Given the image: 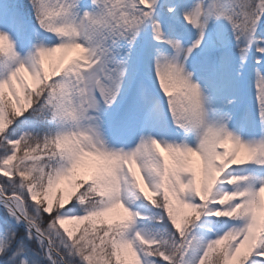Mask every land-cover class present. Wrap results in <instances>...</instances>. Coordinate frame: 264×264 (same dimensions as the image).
<instances>
[{"label": "snow or ice", "instance_id": "1", "mask_svg": "<svg viewBox=\"0 0 264 264\" xmlns=\"http://www.w3.org/2000/svg\"><path fill=\"white\" fill-rule=\"evenodd\" d=\"M28 5L38 29L52 34L55 42L45 45L37 34L34 50L21 57L9 29L14 28L17 36L23 31L24 5L16 6L6 18L0 14V205L6 213L0 216L3 264H30L25 258V240L32 242L33 256L42 257L46 264H264V231L255 230L264 175L239 176L230 171L247 164L264 168V73L254 69L260 138L245 140L224 124V117L209 110L211 94L200 84L202 77H194L186 66L198 51L207 67L226 71L228 42L223 25L216 23L220 20L231 29L241 64L253 46L261 54L255 60L260 64L264 40L257 37V30L264 24V0H195L191 7H181L182 20L196 32L187 46L163 31L156 16L157 0H28ZM167 11L175 15L176 6ZM60 26L68 27L70 34L50 31ZM149 28L154 44L138 43L140 34ZM55 44H76L84 51L75 48L59 71L51 73L48 62L37 61L40 52ZM149 58L150 78L161 91L173 124L185 134L196 135L199 152L223 157L221 141L225 139L256 149L250 160L239 156L214 160L220 171L206 198L200 196L199 155L193 154L186 166L169 170L154 160L156 171L141 159L152 151V140L182 150L189 147L187 143L158 139L151 131L141 132L127 150L111 146L106 139L104 116L114 105L119 107L122 92L131 94V102L119 116L125 127H151L155 114L162 111L159 101L150 102L143 80L129 75L130 62L138 70ZM164 69L190 73L185 78L197 82L207 95L203 109H194L190 120L181 119L170 107V97L160 87ZM34 75L38 76L35 84ZM20 98L24 105L18 103ZM97 113L103 115L102 125L91 123ZM73 136L86 153L137 158L147 194L133 187L131 176L122 168L116 173L118 192L111 197L100 195L93 184L100 161L95 155L71 152L63 142ZM166 189L174 192L175 199ZM224 193L234 195L222 204ZM139 200L157 211L142 215L133 209ZM117 201L119 206L113 207ZM221 218L227 230L213 233L207 225ZM18 226H23V233ZM201 228L212 235L205 237ZM253 235L251 243H246ZM31 264L40 261L33 259Z\"/></svg>", "mask_w": 264, "mask_h": 264}, {"label": "rangeland", "instance_id": "2", "mask_svg": "<svg viewBox=\"0 0 264 264\" xmlns=\"http://www.w3.org/2000/svg\"><path fill=\"white\" fill-rule=\"evenodd\" d=\"M83 2V0H82ZM207 2V0H206ZM195 3V0H157L156 16L160 20L163 31L172 37H176L182 40L185 46L190 44L192 40L196 38L195 30L188 24H186L180 15L181 7H191ZM16 6V2L10 0H0V14L6 18ZM176 6L175 15L169 14L167 9L169 7ZM24 11V29L17 36L14 28L9 29L10 35L16 40V47L21 57L26 56L30 51H33V46L39 41L48 45L55 42V37L50 33L42 32L38 29L35 18L32 15L31 7L28 6ZM218 25H223V35L228 42V64L225 72L219 70H213L207 67L204 63L203 57L199 55L198 51L194 52L193 56L187 62V68L189 71L194 72V77H202L200 84L205 88L206 94H211L213 100V106L220 107L223 102L236 98V103L228 105L225 109L232 112L233 118L228 122L227 127L235 134L241 136L242 139L252 140L260 138V121L258 116L257 102L255 99V72L254 69H259L261 73H264V59H261L260 64H256L255 60L261 57V54L256 52L255 46L249 49L246 60L241 64L238 49L236 43L233 40H229L227 37L226 23L223 20L216 22ZM7 27V23L3 25ZM257 37L264 40V26L257 31ZM144 43L145 45L154 44L151 39L150 28L140 34L138 37V43ZM158 47H164L157 45ZM264 46V44H261ZM167 50V49H165ZM75 52H70L68 56L74 55ZM236 57L237 62L233 59ZM2 59V58H1ZM47 63V61H46ZM250 70V72L247 71ZM3 71V69H0ZM136 80H143V83L147 89L150 102L155 100L159 101L162 111L155 114L153 121L158 120L156 124V130L154 136L158 139L163 138L167 141H174L176 143H187L189 146H195L197 143V137L194 133L185 134L182 130L178 129L172 122L166 108L163 95L159 90L154 78H150L152 74V62L149 58L146 63H141L137 70L135 66L130 62L129 75H134ZM7 93V89L5 90ZM131 102V94L124 95L121 93V99L118 100V105L113 106L105 114L104 119L106 121V139L113 147H124L125 150L131 148L137 142V138L141 132L147 133L149 127H141L139 124L128 125L127 127L119 123L120 113ZM165 126H169L171 131H165ZM141 127V128H139ZM166 133V134H165ZM169 137H172L169 139ZM194 160L196 158H193ZM235 175L239 176H262L264 175V168L257 167L254 164H247L243 166L230 169ZM133 209L139 211L144 216H150L153 214L154 209L151 205L144 203L143 200L136 201L133 205ZM231 223V222H230ZM71 227V225H66ZM211 227L213 233L223 232L227 230L228 225L223 223V218L220 222H212L207 225ZM205 237H210L212 234L207 232L206 228L199 230ZM26 258V257H25ZM27 259V258H26Z\"/></svg>", "mask_w": 264, "mask_h": 264}, {"label": "clouds", "instance_id": "3", "mask_svg": "<svg viewBox=\"0 0 264 264\" xmlns=\"http://www.w3.org/2000/svg\"><path fill=\"white\" fill-rule=\"evenodd\" d=\"M50 31L56 33L57 35L68 36L70 34V29L65 26L53 27ZM81 47L76 44H55L52 47L46 49L39 53L38 63L48 62V67L51 73L59 71L60 65L64 58L72 52L75 48ZM83 48L81 47V53H83ZM82 58V55L81 57ZM190 77L191 74H181L175 71H170L164 69L163 74L160 77V87L164 91L165 95L170 97V107L173 111L179 115L181 119H191L194 109L200 111L203 109L204 104L207 102V95L202 92L200 85L185 76ZM38 82V76H33V83ZM18 103L21 105L25 104V101L20 98ZM236 103V98L233 97L223 102L220 107L213 106V102L209 105V110L218 113L220 116L224 117V124L227 125L229 121L232 120L233 114L230 111L225 110L228 105ZM197 104L199 108H197ZM92 124L102 125L103 115L100 113L96 114V119L91 121ZM71 152L77 156H87L95 155L100 161L98 168L93 177V184L97 192L102 196L111 197L118 192L117 176L116 173L122 168H126L127 174L131 176L133 181V187L138 189L142 194H147V185L144 182V178L141 175L142 167L141 162L137 160L132 155L128 156H113L104 155L102 153H86L83 149L79 148V142L76 141L75 137H66L63 142ZM200 141L197 140L196 145L189 146L186 150H182L178 147L163 146L156 140H152L151 152H146L142 156V160L149 162V167L152 171H156V164L153 161H158L163 164L166 170L176 169L186 166L193 154L199 155L201 159L200 167V196L201 198H206L209 191L211 190L214 182L219 175V169L215 168L213 161L219 158L221 162L226 157L239 156L244 160H250L256 152L255 148H249L244 144L233 143L230 140L221 141V146L225 149L223 157L211 156L209 154L199 152L198 146ZM153 153L155 154L153 156ZM166 154V155H164ZM231 182V181H229ZM166 191H169L166 189ZM261 193H264V189H261ZM129 196H133L134 193L129 192ZM172 199H175L174 192H170ZM234 194L224 193L220 197V203H226L229 201ZM119 206V201H117L113 207ZM177 206L182 208L177 202ZM235 211V210H233ZM231 214V213H226ZM219 215V213H217ZM256 217L258 224L255 226V230L264 231V195L261 196V205L256 212ZM229 236H225V240L229 239ZM254 239V235L250 237L246 243H251ZM218 243H223L220 241Z\"/></svg>", "mask_w": 264, "mask_h": 264}, {"label": "trees", "instance_id": "4", "mask_svg": "<svg viewBox=\"0 0 264 264\" xmlns=\"http://www.w3.org/2000/svg\"><path fill=\"white\" fill-rule=\"evenodd\" d=\"M10 1H14V2H16V4L17 5H24V9H26L29 5H28V0H10ZM226 23V22H225ZM259 28V27H258ZM226 30H227V37H228V39L229 40H233V37H232V33H231V29H230V27L227 25V23H226ZM1 59V58H0ZM36 123L37 124H42L43 122L42 121H39V120H37L36 121ZM37 131H43V129H40V128H37L36 129ZM0 152H2V149H0ZM148 204V203H147ZM149 205V204H148ZM154 209V211L156 212L157 211V209H155V208H153ZM3 215H6L5 213H4V211H2L1 209H0V216H3ZM145 223L147 224L148 223V221H145ZM18 229H19V231H20V233H23V229L22 228H19L18 227ZM13 247H15V245H13ZM25 249H26V258L29 260V262H30V264H31V261L33 260V259H36V260H39L40 261V264H46V261H44L43 260V258L42 257H37V256H33V254H32V242L31 241H27V240H25ZM39 249H38V246H36V251H38ZM11 253H9V255H10ZM3 261H4V258L3 257H0V264H3Z\"/></svg>", "mask_w": 264, "mask_h": 264}, {"label": "water", "instance_id": "5", "mask_svg": "<svg viewBox=\"0 0 264 264\" xmlns=\"http://www.w3.org/2000/svg\"><path fill=\"white\" fill-rule=\"evenodd\" d=\"M23 227V226H22Z\"/></svg>", "mask_w": 264, "mask_h": 264}]
</instances>
